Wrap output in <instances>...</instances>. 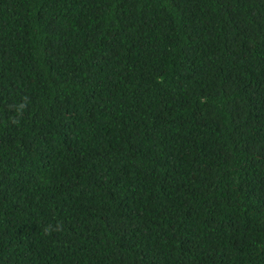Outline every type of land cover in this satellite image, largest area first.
Instances as JSON below:
<instances>
[{"label": "trees", "instance_id": "1", "mask_svg": "<svg viewBox=\"0 0 264 264\" xmlns=\"http://www.w3.org/2000/svg\"><path fill=\"white\" fill-rule=\"evenodd\" d=\"M0 264H264V0H0Z\"/></svg>", "mask_w": 264, "mask_h": 264}]
</instances>
